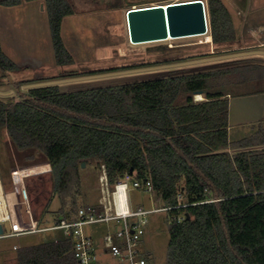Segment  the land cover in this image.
I'll use <instances>...</instances> for the list:
<instances>
[{"label": "trees", "instance_id": "obj_1", "mask_svg": "<svg viewBox=\"0 0 264 264\" xmlns=\"http://www.w3.org/2000/svg\"><path fill=\"white\" fill-rule=\"evenodd\" d=\"M44 4L56 63L72 64L61 23L74 7L69 0ZM206 9L212 43L236 41L225 3L207 0ZM17 68L0 45V74ZM24 83L12 82L15 96L0 95V130L18 149L37 150L48 159L52 192L60 201L55 221L75 216L81 163L94 160L104 165L111 187L128 173L133 180H149L154 197L173 207L166 216L165 264H264V126L259 122L234 140L228 131L229 96L264 92V63L66 90H19ZM196 93L202 99L195 100ZM182 212L189 218L169 219ZM15 259L78 264L72 240L64 236L20 245Z\"/></svg>", "mask_w": 264, "mask_h": 264}, {"label": "rangeland", "instance_id": "obj_2", "mask_svg": "<svg viewBox=\"0 0 264 264\" xmlns=\"http://www.w3.org/2000/svg\"><path fill=\"white\" fill-rule=\"evenodd\" d=\"M2 1L4 0H0V42L18 64L16 70L10 71L7 75L0 74V91H11L3 96L16 95L17 88L12 85L16 80L32 83L241 51H264V0H223L233 18L238 38L232 43L218 46L212 41L204 42L203 36L178 37L138 44L129 42L125 22L127 9L134 5L175 0H69L74 12L63 17L61 37L74 62L58 65L52 46L47 11L46 8L41 9L39 6L44 4V0L33 2L20 0L21 5L11 8ZM203 1L206 4L207 0ZM248 62L264 63V55L250 54L178 67L103 76L62 83L59 86L66 90L190 73ZM24 84L18 89L25 90ZM257 125L258 123L253 125L254 128L251 125L242 126L235 138L250 134ZM232 136L229 134L231 139ZM100 172L101 167L94 160L84 162L83 166L81 163L82 195L78 197V206L85 204L87 200L92 201L99 193ZM0 179L12 218L11 221L4 222V232L10 233L16 229L30 230L32 226L38 228L54 223L60 201L57 194L52 192L48 159L37 150L18 149L4 129L0 130ZM129 194L132 205L139 203L146 209L162 206L161 201L150 192L134 188ZM166 216L167 211L164 210L150 212L146 216L147 224L140 248L145 255L147 254L148 264H165L169 240ZM47 218L48 221L44 222L43 219ZM85 227L95 238L107 229L113 231L116 225L113 222L107 224L97 222ZM62 236L60 229H45L0 238V264H16L11 259L14 252L11 248L13 242L23 245Z\"/></svg>", "mask_w": 264, "mask_h": 264}, {"label": "built area", "instance_id": "obj_3", "mask_svg": "<svg viewBox=\"0 0 264 264\" xmlns=\"http://www.w3.org/2000/svg\"><path fill=\"white\" fill-rule=\"evenodd\" d=\"M99 174L100 197L97 204H82L71 218H60L49 226L33 227L30 231L36 232L45 229H60L63 236L72 240V248L78 264H99V257L93 238L85 231V226L92 223L113 222L117 227L113 232L108 231L102 236V245L106 252L114 259V264H148L147 256L140 248L142 236L147 224L146 216L154 211H168L173 207L161 206L152 209L138 207L132 209L128 203V189H142L153 193L149 180L140 182L133 180L126 173L113 187L110 186L102 164ZM123 186L126 208L123 209L117 197L118 186ZM177 205L175 207H178ZM99 208V209H98ZM185 213L169 215L172 221L181 222ZM130 218H133L131 221ZM8 220L0 217V223ZM4 234L0 235L4 236Z\"/></svg>", "mask_w": 264, "mask_h": 264}, {"label": "water", "instance_id": "obj_4", "mask_svg": "<svg viewBox=\"0 0 264 264\" xmlns=\"http://www.w3.org/2000/svg\"><path fill=\"white\" fill-rule=\"evenodd\" d=\"M126 28L128 38L132 43L135 44L166 40L168 36L178 38L203 35L205 32L209 31L206 4L203 0H185L179 2H168L165 5L158 4L130 8L126 11ZM250 54L264 55V51H241L201 59L151 65L140 68H129L119 71H108L104 73H95L63 79L32 82L24 84L23 88L28 89L39 86L59 85L62 83L87 80L103 76L126 74L130 72H139L158 68L178 67L188 64L236 58ZM10 92L0 91V95H8ZM83 165L84 162H82V166ZM186 217L189 218L188 215H186ZM2 234H4V227L2 223H0V235Z\"/></svg>", "mask_w": 264, "mask_h": 264}, {"label": "crops", "instance_id": "obj_5", "mask_svg": "<svg viewBox=\"0 0 264 264\" xmlns=\"http://www.w3.org/2000/svg\"><path fill=\"white\" fill-rule=\"evenodd\" d=\"M33 1H35V0H29L28 2H33ZM18 5H21V3L13 4V5H7V6L11 8L12 6H18ZM39 6H40L41 9L42 8L45 9V5L44 4H41ZM0 45H1L2 50L5 52V54L8 57H10L17 64L16 60L12 56H10V54L5 50L2 42H0ZM16 81H19V80H16ZM195 100H199V99H195ZM259 122H261L263 124V126H264V92L256 93V94H250V95L236 96V97L229 96V128H228V131H229V134H231V136L233 135L232 136L233 137L232 140L238 139V138H235V137H236L237 133L240 132L239 128H242V126L244 127L246 125H251L253 127V125H255V124L259 123ZM252 131H253V129H252ZM0 182H1V179H0ZM1 186H2V183H1ZM131 189H134V188L130 186L129 189H128V203H129L130 208H132V209H136L138 207L144 208L139 203H137L135 205L131 204V202H130V194H129V191ZM135 189H138V188H135ZM2 190H3V194H4L3 187H2ZM139 190H142V189H139ZM152 195L154 196L153 193H152ZM99 197H100V191L95 197H93L92 201L88 202V200H87V202L85 204H97V202L99 200ZM4 199H5V194H4ZM89 199H91V198H89ZM5 203H6V199H5ZM6 208H7L8 216H9L8 220H6V221H11L12 218H11L10 211H9L8 206H7V203H6ZM144 209H146V208H144ZM43 220H44V222H46V221H48V218L47 219H43ZM4 222L2 223L3 227H4ZM33 227H35V226H32L31 229H33ZM30 230L16 229L15 231L10 232V233H6L5 232V235L1 236L0 238H7V237H10V236H18V235H23V234H27V233L33 232V231H30ZM85 231L94 240V243L96 245V251H97L98 257H99V264H114V259L106 252L105 248H103V245H102V236L106 232H108L110 230L107 229L105 232L102 233V235H99L98 237H95V238L91 235L90 231L86 229V227H85ZM111 232H113V231H111ZM142 240H143V237L141 239V242H142ZM141 242H140V244H141ZM29 244H31V243H29ZM18 246H20V244L15 243V242H13L12 245H11L12 250H14L11 259L14 260L15 262H16L15 249ZM148 255H149V253H148ZM146 256H147V254H146ZM147 262H148V259H147Z\"/></svg>", "mask_w": 264, "mask_h": 264}, {"label": "bare ground", "instance_id": "obj_6", "mask_svg": "<svg viewBox=\"0 0 264 264\" xmlns=\"http://www.w3.org/2000/svg\"><path fill=\"white\" fill-rule=\"evenodd\" d=\"M179 1H181V0L167 1V2H163V3H152V4L140 5V6L134 5V6H131L130 8H138V7L152 6V5H158V4L165 5L168 2H179ZM182 1H185V0H182ZM125 22H126V17H125ZM196 36H203V39H204L203 41L206 42V43H209L212 40L211 35L209 34V31L205 32L203 35H196ZM188 37H192V36H188ZM127 38H128V35H127ZM173 38L174 37L168 36L166 38V40H172ZM128 40H129L130 43H132L129 38H128ZM195 95H196L195 96L196 99H202L201 94H195ZM117 197L119 199V203L122 204L123 209H125L126 208L125 192L123 190V186H121V185L118 186ZM0 217H2L4 219L9 217L8 216V211H7V208H6V203H5V199H4V194H3L1 182H0Z\"/></svg>", "mask_w": 264, "mask_h": 264}]
</instances>
